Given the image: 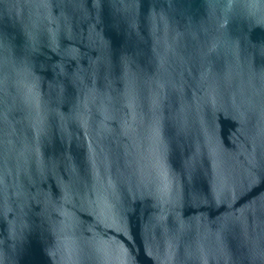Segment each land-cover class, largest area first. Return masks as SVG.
<instances>
[{
  "label": "water",
  "instance_id": "water-1",
  "mask_svg": "<svg viewBox=\"0 0 264 264\" xmlns=\"http://www.w3.org/2000/svg\"><path fill=\"white\" fill-rule=\"evenodd\" d=\"M0 264H264V0H0Z\"/></svg>",
  "mask_w": 264,
  "mask_h": 264
}]
</instances>
